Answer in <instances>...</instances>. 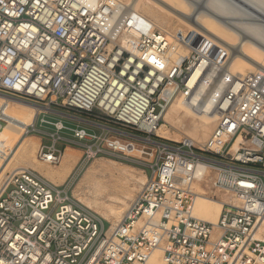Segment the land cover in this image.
I'll return each instance as SVG.
<instances>
[{
    "label": "built area",
    "instance_id": "obj_1",
    "mask_svg": "<svg viewBox=\"0 0 264 264\" xmlns=\"http://www.w3.org/2000/svg\"><path fill=\"white\" fill-rule=\"evenodd\" d=\"M178 49L122 0H0V95L42 109L22 135L50 139L37 153L50 165L67 147L83 150L61 185L31 169L3 175L0 264H152L156 251L163 264H264V74L222 75L203 54ZM176 98L207 100L202 113L216 116L209 143L159 137ZM110 136L154 150L146 182L113 227L71 190L73 174L97 157L130 158ZM198 181L231 195L215 225L194 213Z\"/></svg>",
    "mask_w": 264,
    "mask_h": 264
},
{
    "label": "bare ground",
    "instance_id": "obj_2",
    "mask_svg": "<svg viewBox=\"0 0 264 264\" xmlns=\"http://www.w3.org/2000/svg\"><path fill=\"white\" fill-rule=\"evenodd\" d=\"M247 2H249V0H129L126 4L128 5L129 11L136 12L141 16H143L142 13L152 6L153 13L151 15V20L148 19V17H143L154 27H156V25L163 26L165 24L163 16L166 13L175 16L178 18L181 28L184 29V32L181 31L182 33L179 34L183 40L179 41L169 36L168 38L174 45L179 47L178 51L182 49L184 51H190L192 44L199 42L200 46L205 50L199 49L202 51L201 54L204 53L203 55L211 61L213 66L220 67L222 75L229 73L233 77H237L244 74V68L264 74L263 33L262 35L260 34L261 37H259V35L258 37H250L248 36L249 34L246 35L244 33L246 31L242 30V27L240 28L238 24L235 23V20L243 21L245 16H249V13L246 12L243 7ZM257 2H259V4L254 5V7L255 9H260L262 13V11H264V0L262 2L257 0ZM245 18L249 21L247 17ZM230 37H236L238 43L233 44L228 42V38ZM207 51H214L218 55L217 60L212 59ZM200 84L201 89H205L208 85L207 81L201 82ZM0 100L6 101L12 105L10 106L0 102V127L2 128L0 133V170L7 157L11 154L12 160L31 155V164L28 163V165L22 167L17 166L15 171L31 169L54 185L63 184L66 177L72 172L73 166L76 164V151L67 148L57 168H55V165H50L45 161L40 162L38 158V160L35 159L33 153L34 148H36V139L31 138L26 141L22 140L21 137H23L22 134L26 127L33 124L36 113L42 109L17 102L2 95H0ZM206 102L207 100L202 102V104L198 103L191 105L186 101L176 98L164 114V125L160 127L157 134L168 142H176L178 141V137H180V140L182 138H187L198 147L206 145L209 143L210 134L213 131L214 124H216V116L213 113H202V108ZM13 106L28 111H22ZM30 141L33 142L30 143ZM122 144L128 147L126 153L130 157V154L137 152L134 141L127 140ZM204 173L205 176H207V171L200 170V175ZM93 176L94 173L90 172L88 175L86 173V176L80 180L79 185L84 181L88 182ZM209 176L206 179H209ZM144 179H147L145 175ZM193 187L200 195V198L195 204L194 213L196 217L215 225L221 211L222 202L220 201H229L231 195L227 192H220L219 190H208L200 184V181L196 182ZM213 193L221 197V200H211L210 197ZM73 197L81 205L85 204L88 206V208L86 207L87 209L91 208L92 205L78 197L75 193H73ZM94 213L112 227L122 218L119 217L121 214L120 211L112 207H106L104 210L96 209ZM112 216L115 217L113 221L110 219ZM150 263L163 264L160 251L154 253Z\"/></svg>",
    "mask_w": 264,
    "mask_h": 264
},
{
    "label": "rangeland",
    "instance_id": "obj_3",
    "mask_svg": "<svg viewBox=\"0 0 264 264\" xmlns=\"http://www.w3.org/2000/svg\"><path fill=\"white\" fill-rule=\"evenodd\" d=\"M122 1L127 3L129 0H122ZM258 1L262 2L263 0H258ZM257 4H259L257 0H249V2L243 5L244 10L249 13V16H245L247 17L249 21H247L245 17L243 18L244 22L235 20V23L238 24L240 28L242 27V30L246 31V32L244 31L243 32L246 35L249 34L248 36L250 37L251 36L258 37V35L259 37H261L262 33L264 35V11H262L261 13L260 9L259 10L255 9L254 5H257ZM152 13H153V7L150 6V8H148L144 13H142V15L145 17H148V19L151 20ZM244 19L246 20V22ZM163 21L165 23L163 26L156 25L155 28L158 29L160 32L164 33L167 37L169 36L170 38L178 39L179 41L183 40L179 36V34L184 32V29L181 28L178 18L171 15L170 13H166L163 16ZM228 39H229L228 42L230 43H233V44L238 43V39L236 37L235 38L230 37ZM193 44H192L190 51L193 50L199 53H202L201 50L205 51L202 48V46H200L199 42H195V44L194 45ZM185 50H189V49H185ZM182 52H186V51L182 49L177 52V55L182 54ZM207 52L211 55L212 59L217 60L218 55L214 51H207ZM245 69L246 68H244V74L242 75L256 72L253 70L251 71V70H247V69L245 70ZM3 100H0V102L10 105L9 103ZM13 107L18 108L19 110H22V111H28L20 107H16V106H13ZM59 110L64 115H68L67 113L71 114V112H66L65 110H62V109H59ZM76 116L78 117L79 115L76 114ZM47 118L52 121L61 120L62 123L67 127H70V128L79 127V128L85 129L87 133L95 134L97 136L102 133V130L99 128L92 127L85 123L69 119L65 116H59V115L50 113L47 115ZM78 118L82 119V116H79ZM36 127H38V123L36 124ZM214 127H215V124H214ZM43 129H45L48 132L49 131L52 132L51 127H44ZM67 135L68 137H70L69 134H66V133L62 134L63 137H67ZM34 136H37V135L23 136L21 137V139L27 141L31 138H34ZM43 141H44L43 145H51L50 139L46 138V140H43ZM109 141H114L116 143L123 145L122 143L126 142L127 140L123 138H114L113 136H110ZM178 141H180V137H178ZM32 142L33 141H30V143ZM35 144H36V148H34L33 156L35 159H37V153L40 147L39 140H35ZM135 144H136L137 152L134 154H130L131 157L127 158L128 160L126 161H122L121 159H116V158L108 157V156H99L95 160L90 162L89 165H87L86 169L89 168L90 170L88 169V170L78 171L77 173L75 172V174H73L75 185L71 189L72 194L75 193L76 195H78V197L86 201L88 204L92 205L91 208H89L91 209V211L95 212L96 209L104 210V208L106 207H112L114 209H117V211H120L122 215L120 214L119 217H123L124 212L127 211V208L129 207L130 203L133 201V199L136 197V195L141 190L143 183H145L146 179H144V175L146 176V178L149 175V170L146 169L145 165H146V162L151 161L153 153H154L153 147L145 145L143 141L135 142ZM67 148H70V147H67ZM56 149L63 150V144L61 143L56 144ZM72 149L81 151V154L76 153L77 155H75V160L77 162L78 160L81 159L83 155V150L79 147H73ZM9 156H8L9 158L7 157V159L5 160L3 167L0 170V181L3 175L14 172L17 166H21V167L26 166L28 165V163L31 164L32 162L31 155H28L27 157H24L21 159L19 158L17 160L11 159L12 154ZM58 166L59 164L55 165V168H57ZM90 172L94 173V176L90 178L88 182L84 181L79 185L80 180H82L84 176H86V173L88 175ZM82 205L88 208V206H86L85 204H82ZM110 219L113 221L115 220V217L112 216L110 217ZM104 228H107L106 224L104 225Z\"/></svg>",
    "mask_w": 264,
    "mask_h": 264
},
{
    "label": "crops",
    "instance_id": "obj_4",
    "mask_svg": "<svg viewBox=\"0 0 264 264\" xmlns=\"http://www.w3.org/2000/svg\"><path fill=\"white\" fill-rule=\"evenodd\" d=\"M34 138H35L36 140H39L40 144H43L44 141L41 140L38 136H34ZM66 149H67V148L64 149V152H63V153H65ZM69 149H72V148L70 147ZM74 151H76V153H80V154H81V151H80V150H78V151H77V150H74ZM76 155H77V154H76ZM78 161H79V160H78ZM78 161H77L76 164L73 166V168H72V170H71L72 172L74 171V169H75V167H76ZM72 172L69 173V175L66 177V179L64 180V182L67 181V179L70 177V175L72 174ZM64 182H63V183H64Z\"/></svg>",
    "mask_w": 264,
    "mask_h": 264
}]
</instances>
